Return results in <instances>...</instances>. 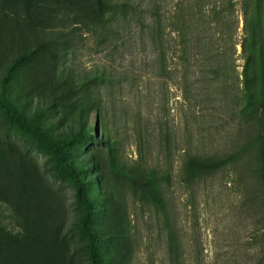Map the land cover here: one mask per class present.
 Instances as JSON below:
<instances>
[{"label":"rangeland","instance_id":"1","mask_svg":"<svg viewBox=\"0 0 264 264\" xmlns=\"http://www.w3.org/2000/svg\"><path fill=\"white\" fill-rule=\"evenodd\" d=\"M114 8L96 0H0V96L29 118L44 109L40 124L54 141L83 123L93 127L64 158L93 200L104 264H264V163L253 145L264 136V116L252 124L237 112L240 44L236 69L194 97L196 88L151 74L136 23ZM242 26L240 15L237 38ZM97 71L105 82L90 81ZM87 92L100 112L81 114L78 94ZM101 120L110 144L100 139ZM185 150L237 160L186 185ZM146 166L171 177L175 245L143 184ZM83 212L52 150L0 107V264H90L88 238L75 226Z\"/></svg>","mask_w":264,"mask_h":264},{"label":"trees","instance_id":"2","mask_svg":"<svg viewBox=\"0 0 264 264\" xmlns=\"http://www.w3.org/2000/svg\"><path fill=\"white\" fill-rule=\"evenodd\" d=\"M101 8L107 10L116 6L125 22L136 23L143 46L150 50L149 68L151 74L164 80L174 79L195 96L207 94L223 79L228 78L237 64L233 53L236 44L241 46L243 60L240 72L241 91L238 97L239 116L248 123L257 124L264 116V0H96ZM165 1V2H164ZM171 1V6L167 3ZM176 1V2H174ZM115 9V8H114ZM242 16L241 36L237 38ZM131 18L130 20L128 18ZM222 76V77H221ZM239 76V75H238ZM106 75L95 72L90 81L105 82ZM201 89V91H199ZM206 90L208 92H203ZM79 93L83 109L95 107L101 111V103L95 93ZM207 99V98H206ZM0 107L22 130L34 135L41 143L52 150L56 162L66 169L75 187L76 198L82 203L84 212L75 222L88 238L90 264H104L101 255L100 234L91 222L94 203L89 198L85 182L77 167L64 158V150L73 139L92 136L93 127L85 123L80 131L71 132L70 137L54 141L40 124L43 111H36L32 118L12 108L5 96H0ZM103 118V117H102ZM100 139L110 144V131L104 120L100 123ZM163 136V133H162ZM255 153L259 163H264V136L254 140ZM181 167V180L191 185L206 179L220 170L228 162L237 160V154L219 155L200 151L185 150ZM93 167L92 164H89ZM261 168V167H260ZM143 184L152 197L169 234L171 245L177 242L176 223L170 217L168 203L169 173L156 167L146 166ZM264 181V167L261 168Z\"/></svg>","mask_w":264,"mask_h":264}]
</instances>
